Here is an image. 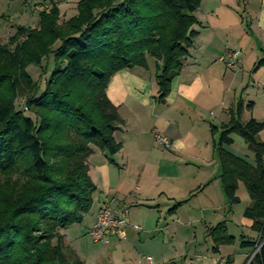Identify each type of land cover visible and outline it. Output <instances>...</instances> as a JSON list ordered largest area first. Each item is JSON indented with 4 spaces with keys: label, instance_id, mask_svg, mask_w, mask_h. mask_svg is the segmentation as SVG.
<instances>
[{
    "label": "trees",
    "instance_id": "obj_1",
    "mask_svg": "<svg viewBox=\"0 0 264 264\" xmlns=\"http://www.w3.org/2000/svg\"><path fill=\"white\" fill-rule=\"evenodd\" d=\"M46 1L36 26H18L0 42V264H85L67 250L61 231L80 223L93 204L88 156L94 148L107 154L121 148L113 137L121 119L107 85L151 57L163 102L197 35L200 0H78L66 18L56 1ZM43 60V72L49 64L53 69L41 88L26 67ZM262 65L264 58L253 69ZM19 95L27 97L31 117L16 109ZM242 105L238 99L229 110L213 147L227 203L240 202L242 185L249 201L242 215L263 240L248 264H264V140L258 139L264 120L242 121ZM232 134L244 140L253 163L227 149ZM209 236L214 251L236 240L224 224ZM238 244L253 249L257 241Z\"/></svg>",
    "mask_w": 264,
    "mask_h": 264
},
{
    "label": "crops",
    "instance_id": "obj_2",
    "mask_svg": "<svg viewBox=\"0 0 264 264\" xmlns=\"http://www.w3.org/2000/svg\"><path fill=\"white\" fill-rule=\"evenodd\" d=\"M77 1L58 5L60 15L61 10L73 15ZM34 3L37 1L0 0V16L17 17ZM36 5L39 12L42 5ZM196 18L197 35L163 102L157 100L154 58L153 62L147 58L146 66L123 69L110 79L106 95L121 119L113 134L121 148L114 154L94 148L87 158L96 186L93 202H97V212L104 205L113 209L146 207L167 210L171 218L184 207L196 210L197 205L209 206L206 192L219 178L213 142L218 139L219 126L230 120L229 110L241 99L242 121L264 120V65L253 69L264 58V0H200ZM236 49V64L224 66L219 58ZM156 134L166 137L170 146L158 143ZM258 137L264 140L263 130ZM210 164L215 167L209 170ZM177 202L180 204L170 211ZM246 221L243 225L250 230L251 222ZM141 224L127 221L124 239L111 238L102 245L115 250L123 242L131 243L136 234H150L168 226ZM240 249L243 264L248 253ZM227 254L219 252V258L212 261L230 264L232 259Z\"/></svg>",
    "mask_w": 264,
    "mask_h": 264
},
{
    "label": "rangeland",
    "instance_id": "obj_3",
    "mask_svg": "<svg viewBox=\"0 0 264 264\" xmlns=\"http://www.w3.org/2000/svg\"><path fill=\"white\" fill-rule=\"evenodd\" d=\"M27 1L29 2V0ZM34 1H37V3L32 4L25 13L20 12L17 17L4 14L0 16L1 43H6L9 37L15 33L17 24H25L30 27L37 25V10L39 7H36V4L42 5L43 8L47 6V1ZM54 1L58 5L72 3V0ZM6 3L4 4L6 5ZM22 4H25V2ZM71 12L67 11L64 13L61 10V18L70 16ZM6 17L9 22H7ZM147 58L153 62V58ZM47 61L50 62V58ZM45 64L46 60H43L40 66L29 65L26 67V72L41 88H43L44 80L53 69L48 63V67L43 72L44 69L42 68L45 67ZM26 99L25 95H19L15 106L16 109L23 111L24 116L31 117V113L27 109ZM260 135L259 137L262 138ZM259 137L258 139H260ZM231 138L233 143L227 146V149L253 163V153L248 149L244 140L237 134H232ZM214 167L215 164H210L209 170ZM217 175H219V165ZM206 195L211 201V206L197 205L198 208L196 210L184 207L177 212V220L175 216L170 218L167 210L159 212L154 208L138 207L139 209H137V207H131L129 209L128 207L129 212L126 215L128 222L141 226V222L151 223L152 225L154 222H159L160 225L168 226L150 234L140 236L136 234L137 236L131 243L123 242L121 243L122 246L115 250L109 245L94 243L87 234V229L95 221L98 209L97 202H93L90 211L80 223H75L64 230V245L67 250L75 253L85 264H145L146 257H150L153 264H215L212 260L213 258H219L217 255L219 252L223 255L225 253L230 255L232 259L230 264H241L244 258L238 252L239 245H237V242L239 234L253 235L258 244L260 243L259 241H263L256 236V233L251 232L249 228L243 225L247 221L243 217L242 212L248 203V196L243 186L240 185L238 189L240 202L234 205L227 203L219 178L215 185L207 190ZM218 224H224L227 234L234 236L236 240L231 244L218 245L217 251H214V244L209 232L213 231V228L217 227ZM252 250V248H242L241 251L248 253L247 256H251ZM164 252L165 254L162 256Z\"/></svg>",
    "mask_w": 264,
    "mask_h": 264
},
{
    "label": "built area",
    "instance_id": "obj_4",
    "mask_svg": "<svg viewBox=\"0 0 264 264\" xmlns=\"http://www.w3.org/2000/svg\"><path fill=\"white\" fill-rule=\"evenodd\" d=\"M239 55V50H229L223 54L219 60L226 67H233ZM155 139L158 143L162 144L164 147H169V140L159 134L155 135ZM128 209L126 207H121L118 209L109 208L108 206H102L96 215L95 222L87 229V234L94 243L107 244L111 238L124 239V228L127 224L126 214ZM257 243L253 250L251 256H247L243 264H248L252 259L254 254L259 250L261 244ZM147 264H152L150 257H146Z\"/></svg>",
    "mask_w": 264,
    "mask_h": 264
}]
</instances>
